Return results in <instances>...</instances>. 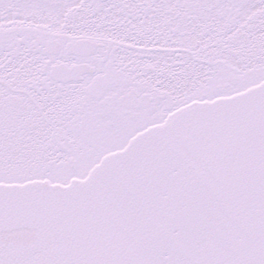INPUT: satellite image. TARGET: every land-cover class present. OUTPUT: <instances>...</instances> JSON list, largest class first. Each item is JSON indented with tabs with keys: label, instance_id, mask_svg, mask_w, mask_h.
Instances as JSON below:
<instances>
[{
	"label": "snow or ice",
	"instance_id": "snow-or-ice-1",
	"mask_svg": "<svg viewBox=\"0 0 264 264\" xmlns=\"http://www.w3.org/2000/svg\"><path fill=\"white\" fill-rule=\"evenodd\" d=\"M0 264H264V0H0Z\"/></svg>",
	"mask_w": 264,
	"mask_h": 264
}]
</instances>
